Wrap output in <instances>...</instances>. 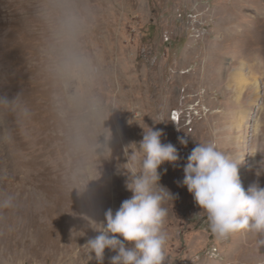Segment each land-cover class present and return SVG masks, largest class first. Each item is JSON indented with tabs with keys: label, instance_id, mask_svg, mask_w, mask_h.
I'll use <instances>...</instances> for the list:
<instances>
[{
	"label": "rangeland",
	"instance_id": "obj_1",
	"mask_svg": "<svg viewBox=\"0 0 264 264\" xmlns=\"http://www.w3.org/2000/svg\"><path fill=\"white\" fill-rule=\"evenodd\" d=\"M0 95L17 101L0 105V264H97L84 244L131 196L147 126L180 156L158 169L174 197L164 264H264V236L217 238L181 184L191 150L214 142L243 157L245 190L264 187V0H0Z\"/></svg>",
	"mask_w": 264,
	"mask_h": 264
},
{
	"label": "clouds",
	"instance_id": "obj_2",
	"mask_svg": "<svg viewBox=\"0 0 264 264\" xmlns=\"http://www.w3.org/2000/svg\"><path fill=\"white\" fill-rule=\"evenodd\" d=\"M60 26L66 39L63 70L76 76L81 60L73 48L77 21L71 11L63 13ZM16 103L0 95V105ZM142 129V139L133 143L135 149L128 154L125 188L131 196L114 212H105L103 222L93 229L98 234L84 244L97 264H103L106 249L115 253L109 264H164L166 260L169 236L165 222L169 210L164 204L174 197L160 184L158 169L165 163L175 164L180 156L175 145L162 142V129ZM178 140L186 146V139ZM242 160L243 157L221 151L214 142L197 143L183 166L181 184L206 213L211 232L217 238L241 231L264 236V187L253 184L244 189L239 177ZM11 204V198H7L0 208ZM260 243L264 244V240Z\"/></svg>",
	"mask_w": 264,
	"mask_h": 264
}]
</instances>
